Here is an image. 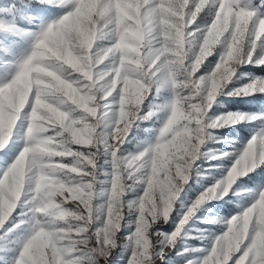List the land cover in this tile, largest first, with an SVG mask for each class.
<instances>
[{"label": "clouds", "instance_id": "obj_1", "mask_svg": "<svg viewBox=\"0 0 264 264\" xmlns=\"http://www.w3.org/2000/svg\"><path fill=\"white\" fill-rule=\"evenodd\" d=\"M35 5L61 14L16 31L31 38L22 53L0 42V154L14 150L0 166V262L113 264L123 246L128 264H165L188 238L208 243L177 250L184 264H264V180L247 183L264 168V112L213 113L221 97L264 93V75L241 72L264 66V0ZM245 122L242 147L210 146ZM193 181L210 182L185 202ZM218 201L238 210L193 234ZM178 205L175 230L156 231Z\"/></svg>", "mask_w": 264, "mask_h": 264}, {"label": "rangeland", "instance_id": "obj_2", "mask_svg": "<svg viewBox=\"0 0 264 264\" xmlns=\"http://www.w3.org/2000/svg\"><path fill=\"white\" fill-rule=\"evenodd\" d=\"M257 4L261 3V0H255ZM47 8V6H36L35 0H0V42L12 45L17 53H22L31 44V38L19 39L15 35L19 28L28 27V21L34 15H40L43 19H49L61 14V10L56 8L57 11L54 13H44L41 9ZM264 10V9H262ZM213 61L216 59L212 58ZM242 73H250L255 75H264V66H255V64H247L241 69ZM4 74H0V78H3ZM239 75V74H238ZM250 76L241 77L239 80L234 81L231 87H239L244 83L248 82ZM247 112V113H258L264 112V93H256L250 96H232V97H221L219 98L217 104L213 108V113L215 115H221L227 112ZM149 124H144L142 127H148ZM256 125L254 123H242L236 124L223 129L218 130L217 135L222 136L225 139L224 143L210 145L211 147L222 150V151H233L234 149L242 147L248 139L251 138ZM146 134L144 132H139L140 137H144ZM135 143L133 140L132 144H128L125 147L128 149L132 148ZM14 155V150L7 154H0V166H3L8 159ZM216 164H229L230 161H215ZM205 167H208L207 162H205ZM216 175H219L218 170H213ZM261 180H264V168L260 169L256 174L252 175L251 179L247 181L249 185H255ZM210 181H205L202 183H197L193 181L187 188L183 199L185 202H190L201 190L204 183H209ZM212 208V213L202 214L201 219L197 220L191 228L193 234L196 233L198 228H208L210 232L221 231L218 225H208L204 223L210 215H225L230 216L234 214L238 209H236L233 203H227L225 201L213 202L210 206ZM184 209L179 205L177 206V211L173 214L172 219L167 225H158L156 231H163L165 233H171L175 230L180 218L182 217ZM134 226H130L122 229L121 240L133 231ZM207 241L201 242L200 240H192L186 238V243L179 245L177 250H182L184 247H198L203 249L207 245ZM174 250L165 260V264H184L185 256H177ZM203 252L197 253V255H202ZM131 256V249H125L123 246L118 250V255L113 261V264H128V260ZM155 259H159V252ZM2 264V262H0Z\"/></svg>", "mask_w": 264, "mask_h": 264}, {"label": "snow or ice", "instance_id": "obj_3", "mask_svg": "<svg viewBox=\"0 0 264 264\" xmlns=\"http://www.w3.org/2000/svg\"><path fill=\"white\" fill-rule=\"evenodd\" d=\"M41 11L44 12V13H54V12L57 11V9L54 8V7H47V8H43V9H41ZM4 71H5V70L0 69V74H3ZM250 179H251V178H250Z\"/></svg>", "mask_w": 264, "mask_h": 264}]
</instances>
